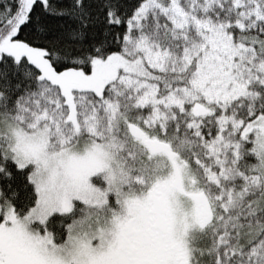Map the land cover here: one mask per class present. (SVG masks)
Here are the masks:
<instances>
[{
  "label": "snow or ice",
  "instance_id": "snow-or-ice-1",
  "mask_svg": "<svg viewBox=\"0 0 264 264\" xmlns=\"http://www.w3.org/2000/svg\"><path fill=\"white\" fill-rule=\"evenodd\" d=\"M0 264H264V0H0Z\"/></svg>",
  "mask_w": 264,
  "mask_h": 264
}]
</instances>
